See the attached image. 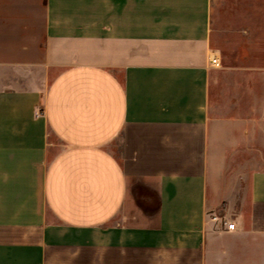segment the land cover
I'll return each instance as SVG.
<instances>
[{
  "label": "crops",
  "instance_id": "obj_1",
  "mask_svg": "<svg viewBox=\"0 0 264 264\" xmlns=\"http://www.w3.org/2000/svg\"><path fill=\"white\" fill-rule=\"evenodd\" d=\"M219 31L212 0H0V264H264V26Z\"/></svg>",
  "mask_w": 264,
  "mask_h": 264
},
{
  "label": "rangeland",
  "instance_id": "obj_2",
  "mask_svg": "<svg viewBox=\"0 0 264 264\" xmlns=\"http://www.w3.org/2000/svg\"><path fill=\"white\" fill-rule=\"evenodd\" d=\"M212 16L214 26L218 31L229 27L234 30L231 32L233 40H240L239 33H235V29L253 27L257 20L260 26H264V0H212ZM217 36V43H221L220 33ZM243 188L246 190L245 184ZM241 195L245 200L246 192Z\"/></svg>",
  "mask_w": 264,
  "mask_h": 264
},
{
  "label": "built area",
  "instance_id": "obj_3",
  "mask_svg": "<svg viewBox=\"0 0 264 264\" xmlns=\"http://www.w3.org/2000/svg\"><path fill=\"white\" fill-rule=\"evenodd\" d=\"M210 63L213 65V66H219L220 62H219V58L217 56H212L211 57V60H210ZM215 218V217H214ZM223 225L225 226V228L227 230H234L235 229V224L234 222L232 221H226V220H223L222 221Z\"/></svg>",
  "mask_w": 264,
  "mask_h": 264
}]
</instances>
